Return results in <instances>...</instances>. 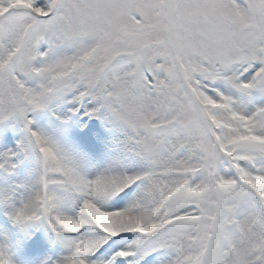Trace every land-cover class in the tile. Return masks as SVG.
<instances>
[{"label": "snow or ice", "instance_id": "snow-or-ice-1", "mask_svg": "<svg viewBox=\"0 0 264 264\" xmlns=\"http://www.w3.org/2000/svg\"><path fill=\"white\" fill-rule=\"evenodd\" d=\"M252 89L264 91V0H0V123L26 132L0 169L20 152L42 164L34 187L0 202L14 223L43 218L62 234L57 264H131L153 250L156 264H264V107L245 112L236 95ZM68 95L72 112L130 129L146 167L83 174L31 118ZM86 205L141 227H109Z\"/></svg>", "mask_w": 264, "mask_h": 264}, {"label": "rangeland", "instance_id": "rangeland-1", "mask_svg": "<svg viewBox=\"0 0 264 264\" xmlns=\"http://www.w3.org/2000/svg\"><path fill=\"white\" fill-rule=\"evenodd\" d=\"M236 95L239 100V107L245 112L250 113L255 111L257 107H264V91L257 92L252 89L248 93ZM205 103L212 102L205 100ZM48 107L53 114L46 117L40 114L33 115V127L42 129L48 135L54 137L62 149L77 160L83 174L95 176L106 170L132 173L141 171L146 167V161L129 151L128 138L132 135V132L125 125L111 117L100 116L102 118L101 127L91 132L90 140L86 137L78 138L74 131L69 129L71 128L70 124L74 120L81 121L87 115L84 114V110L71 111V96L54 99ZM6 124L0 123V152L17 149L19 142L26 140L24 138L26 133L22 130L20 132L18 125L6 126ZM76 130L78 131L77 128ZM78 133L81 134L80 131ZM17 157L16 167L13 171L5 169L0 171V191H14L19 196L26 189H31L37 184L42 171V164L40 159L31 152H20ZM255 181L256 178H251L249 182L255 183ZM136 191V185L125 189L127 195L123 197L120 204L123 205L131 199ZM75 203L76 200L73 199L69 205V210ZM89 211L96 215L98 219L103 220L109 227H113L117 223L134 224L136 227H141L139 221H130L128 218L122 217L117 222L100 215L91 207ZM41 225L44 226L48 235V242H44L36 251L29 250L26 244L33 229ZM135 238V233H129L126 239L120 243L127 248L128 243H132ZM55 241L59 242L57 251L50 248V243ZM0 251H3L13 264H54L68 250L61 233H58L46 219L41 218L23 226L18 225L12 221L8 206L0 202ZM162 258L163 250H153L150 257L147 255H143L141 258L140 255L136 256L131 264H139L136 262L156 264V260Z\"/></svg>", "mask_w": 264, "mask_h": 264}, {"label": "clouds", "instance_id": "clouds-1", "mask_svg": "<svg viewBox=\"0 0 264 264\" xmlns=\"http://www.w3.org/2000/svg\"><path fill=\"white\" fill-rule=\"evenodd\" d=\"M257 183H259V181H255ZM90 206L86 205V209H89ZM67 228L68 230H75L77 228L76 222L69 220L67 221ZM68 253H66L64 256H67ZM2 259V258H0ZM58 261V260H57ZM57 261L54 262V264H57ZM65 264H83V262L80 260V258L78 256H71L66 262Z\"/></svg>", "mask_w": 264, "mask_h": 264}, {"label": "bare ground", "instance_id": "bare-ground-1", "mask_svg": "<svg viewBox=\"0 0 264 264\" xmlns=\"http://www.w3.org/2000/svg\"><path fill=\"white\" fill-rule=\"evenodd\" d=\"M116 225V224H115Z\"/></svg>", "mask_w": 264, "mask_h": 264}]
</instances>
